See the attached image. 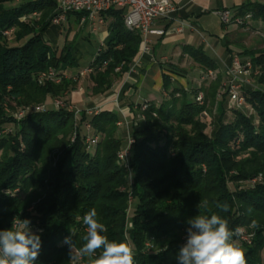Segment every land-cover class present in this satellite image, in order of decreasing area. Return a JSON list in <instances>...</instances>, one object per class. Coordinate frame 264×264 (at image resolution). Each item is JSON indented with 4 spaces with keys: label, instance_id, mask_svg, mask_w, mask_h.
<instances>
[{
    "label": "trees",
    "instance_id": "trees-1",
    "mask_svg": "<svg viewBox=\"0 0 264 264\" xmlns=\"http://www.w3.org/2000/svg\"><path fill=\"white\" fill-rule=\"evenodd\" d=\"M10 1L0 0V230L11 228L14 218L30 219L42 241L35 264H75L64 238L70 236L80 248L87 230L83 216L95 208L108 239L133 248L135 264H178L186 220L219 214L231 230L253 233L251 244L238 246L246 264H262L264 49L234 53L226 47L229 62L238 55L251 59L258 70L251 77L252 87L240 93L245 106L231 108L223 73L202 48H190L202 76L212 71L213 77L191 91L172 86L170 76L163 74L167 99L143 111L138 106L144 119L132 118L129 136L134 142L122 162L117 158L125 148L119 117L71 106L70 94L80 76L68 73L79 66L74 43L65 40L53 49L44 39L56 2L10 7ZM233 15L244 23L229 25L264 32V27L250 25H264V3L246 0ZM71 16L79 20L82 14L71 12L67 19ZM103 17L109 33L89 66L87 92L93 98L107 94L130 70L142 42L139 31L125 27L122 10L110 9ZM51 68L58 82L38 80ZM167 70L184 77L176 69ZM197 92L203 94V104L196 102ZM40 106L43 110L37 111ZM209 106L217 110L208 124L203 115ZM17 110L22 117L14 115ZM93 136L98 141L90 145L86 139ZM218 204H227L228 211Z\"/></svg>",
    "mask_w": 264,
    "mask_h": 264
},
{
    "label": "crops",
    "instance_id": "crops-1",
    "mask_svg": "<svg viewBox=\"0 0 264 264\" xmlns=\"http://www.w3.org/2000/svg\"><path fill=\"white\" fill-rule=\"evenodd\" d=\"M33 1L38 0H13L9 2V6L16 7ZM169 1L175 11L168 17L156 19L151 25L153 31L162 33L148 35V50H144L141 42L130 70L114 83L107 94L91 97L87 92L89 84L78 86L77 90L70 94L74 109L99 107L102 111L115 113L123 123L119 127V134L126 142L130 121L134 118L138 106H157L167 99L166 92L162 90L163 74L170 76L172 86L185 90L192 91L204 83L202 71L190 55V48H202L222 74L230 65L226 47L237 53L248 49L250 44L247 30L234 25H224L219 17L222 10H229L233 14V10L246 0ZM106 25L105 22L95 25L88 20L82 22L81 18L76 20L71 16L62 26L51 25L45 32L44 39L53 49H57L61 48L65 40L69 41L72 37V41H75L80 37L81 41L74 47L77 57L79 47H82L81 42L90 36H98L100 45L103 43L109 33ZM62 34H65V38L59 46ZM169 67L180 71L184 77L169 72ZM193 74H196L195 83H189L187 77ZM262 253L261 258L264 255Z\"/></svg>",
    "mask_w": 264,
    "mask_h": 264
},
{
    "label": "clouds",
    "instance_id": "clouds-1",
    "mask_svg": "<svg viewBox=\"0 0 264 264\" xmlns=\"http://www.w3.org/2000/svg\"><path fill=\"white\" fill-rule=\"evenodd\" d=\"M203 206L207 207V201ZM217 207L228 211L227 204ZM82 222L87 230L80 248L75 247L70 236L64 238L71 259L89 256L95 257L94 264H135L133 248L124 241L108 239L107 228L95 208L83 216ZM186 225L185 242L176 255L178 264H246L243 249L233 242L239 229L231 230L221 215L197 214L189 217ZM41 246V236L32 231L30 219L14 218L11 228L0 230V264H35Z\"/></svg>",
    "mask_w": 264,
    "mask_h": 264
},
{
    "label": "built area",
    "instance_id": "built-area-1",
    "mask_svg": "<svg viewBox=\"0 0 264 264\" xmlns=\"http://www.w3.org/2000/svg\"><path fill=\"white\" fill-rule=\"evenodd\" d=\"M57 13L55 14L54 21L52 25L60 26L66 19L67 14L81 13V21L86 20L93 22V24H102L104 22L103 15L110 9H120L123 11V19L129 20L131 25L135 26L136 29L141 31L142 43L144 50H148V35L156 32L151 29V25L156 19L165 18L170 16L174 11L173 5L169 0H56ZM35 15V14H34ZM221 22L224 25L234 24L238 26V21H244L241 17H234V15L229 10H222L219 13ZM246 19L250 18V15H246ZM10 32V30L5 31L4 34ZM248 59H242L238 55H234L231 59L230 65L224 70L223 74L227 77V87L225 91L228 96L229 106L232 108H242L245 103L242 101L234 100V93H242L243 89L252 87L251 77L252 75H257L258 71L249 70ZM91 71H82L81 75L89 74ZM58 73L54 69H49L39 76L42 81L49 79L55 82L59 81ZM210 78L208 73L202 77L203 80ZM203 104V98L195 99ZM56 106L63 107L62 102L54 101ZM97 108L94 107L86 109L88 114L94 113ZM145 109V107H142ZM42 109H37L41 111ZM99 110V109H98ZM17 117H22V115H16ZM144 119V118H139ZM123 123L120 122V126ZM130 126V125H129ZM87 139H93L92 137H87ZM86 139V142H87ZM127 146L120 151V153L125 150H129L130 144L134 141L129 136ZM240 233L243 237V241L250 243L253 238V233H246L244 229L241 228Z\"/></svg>",
    "mask_w": 264,
    "mask_h": 264
},
{
    "label": "rangeland",
    "instance_id": "rangeland-1",
    "mask_svg": "<svg viewBox=\"0 0 264 264\" xmlns=\"http://www.w3.org/2000/svg\"><path fill=\"white\" fill-rule=\"evenodd\" d=\"M251 1H257V2H260V3H264V0H251ZM9 4H11V3L8 2L6 5L9 6ZM230 4L231 3H229V5ZM250 25H253V26H256L257 25L258 26L257 28L264 27V25H262V23H260V22L259 23L258 22H256V23L251 22ZM10 30H12V29H10ZM10 33H8V34H10ZM247 33H248V36H249V39H250V41H249L250 44H249V46H247L248 49H251V50L264 49V32H258V31H254L253 30V31H248ZM64 36H65V34H62V37H61L62 39H60L59 46H60V44H63L62 41L65 38ZM236 39H239V38H236ZM80 41H81V38L80 37H78L75 41H73L74 47ZM69 42L70 43L72 42V37L70 38ZM9 43L10 44H13V41L11 40V41H9ZM81 43H82V47H79V50L77 52L78 53L77 54V57L79 56L78 57V59H79V66L76 69H70L69 72H68V73H73L72 76L75 75L76 73L80 74V76L77 78L78 86L89 84L88 74L81 75V72L82 71H89V70L92 71V69L89 68V66L94 61V58L96 56V52H97L98 47L100 45V41H99L98 36L94 35V36H90L89 39H86L85 41H82ZM72 76H70V77H72ZM195 77H196V74H193L191 76H188L187 77V81L189 83H191V82H194L195 83ZM212 77H213V72H212V75H211L210 78H212ZM226 78H227L226 77V74H223V80H222L223 90H224V87H225L224 84L226 82L225 81ZM39 79H40V76H38V80ZM56 101L61 102L60 100H56ZM71 106H72V104H71ZM143 106H146V105H143ZM38 108H43V106L37 107L36 109H38ZM98 109L99 108H97V110L94 113L99 112L100 109L99 110ZM208 109L210 110V112H207L205 115H203V120H205L206 123L209 124L210 122H212V120L215 119L214 116H215L217 107L215 106L214 108L213 107L211 108L209 106ZM77 110H79V109H77ZM141 111H143L142 108H141ZM19 112L20 111L14 113V115H22L23 114L22 112L21 113H19ZM134 115L136 116V121L137 122L140 121L139 118H144V116L142 114H139L138 111H136ZM130 122H132V120ZM117 125H118V127H121L120 126V122H118ZM130 129H131V126H130ZM207 132L208 133L210 132V128L209 127H208ZM92 138H95L96 139V142L98 141V136H93ZM123 142H124L123 143V146L126 147L127 144H128V140H127V142L125 140ZM87 143H89L90 145H93V143L88 142V139H87ZM117 158L120 160V158L118 157V155H117ZM120 161L125 162V159L124 160L121 159ZM254 183L255 182L252 181V182L248 183L247 185H250V184L252 185ZM131 201H132V199H131V197H129V203H131ZM129 216H130V212H129ZM238 229H239V235L237 236L238 239H236L234 241V243H236L237 245L244 244V243L245 244H251V242L250 243H247V242L243 241V237H242V235L240 233L241 228H238ZM262 254H264V253H262ZM75 264H94V260H91L89 258V256H78V257H76ZM262 264H264V255H262Z\"/></svg>",
    "mask_w": 264,
    "mask_h": 264
},
{
    "label": "bare ground",
    "instance_id": "bare-ground-1",
    "mask_svg": "<svg viewBox=\"0 0 264 264\" xmlns=\"http://www.w3.org/2000/svg\"><path fill=\"white\" fill-rule=\"evenodd\" d=\"M54 1L56 2V0H54ZM56 13H57V7H56V9H55V14H56ZM54 18H55V15H54V17H53V19H52V22L54 21ZM243 23H244V21H238V26L242 25ZM124 25H125V27H126L128 30H130V31H135V30H137V31H139L140 34H141V31H140L139 29H136L135 26L131 25V23H130L129 20H124ZM10 32H11V30H10ZM10 32H8V33H10ZM8 33H6V34H8ZM250 60H251V59H250ZM255 67H256V66H255ZM255 67H254V65H253V61H252V62L249 61V70H250V71H258L257 69H254ZM89 71H90V70H89ZM207 73H208V76L211 77L212 72H211V71H208ZM225 81H226V82H225L224 86L227 87V78H226ZM197 93H198V92H197ZM201 98H203V95H202L201 92H199V93L197 94V96H196L195 99H201ZM234 100L242 101L243 103H245L244 97H243L240 93H234ZM196 102H197V103H201V102H199L198 100H196ZM62 104H63V103H62ZM142 107H145V106H142ZM38 109H42V108H38ZM36 110H37V109H36ZM143 110H144V109H143ZM88 142H91V143L94 144V143H96V139H95V138H93V139H88ZM128 155H129V150H125L124 152L119 153V154H118V157H119L120 159L124 160V159H127Z\"/></svg>",
    "mask_w": 264,
    "mask_h": 264
}]
</instances>
